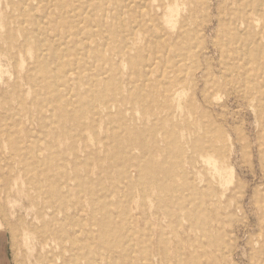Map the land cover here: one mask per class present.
<instances>
[{"label":"rangeland","instance_id":"1","mask_svg":"<svg viewBox=\"0 0 264 264\" xmlns=\"http://www.w3.org/2000/svg\"><path fill=\"white\" fill-rule=\"evenodd\" d=\"M136 1L0 0L1 201L15 209V221L40 225L51 219L33 217L46 202L47 183L38 189L37 178H54L58 192L72 189L64 201L65 227L78 230L84 253L58 259L53 247L47 257L56 264H73L71 259L113 264L116 257L85 240L98 236L89 217L101 214H90L85 192L75 195L76 177L89 180L100 200L118 201L131 216L128 264H176L180 255L185 264H195L192 255L196 264H264L258 203L264 195V117L258 99L264 85L257 89L264 81V0ZM66 20L73 28L62 26ZM229 28L237 32L236 40ZM22 32L59 49L50 76L51 87L63 94L62 110L45 82L30 80V74L35 79L40 74L39 66L35 42L22 45ZM73 61H79L76 68L61 67ZM99 71L95 80L101 88L87 78ZM86 123L94 126L86 129ZM92 151L95 155L88 156ZM75 158L76 169L69 164ZM115 161L123 173H99ZM171 170L177 175L168 186L165 174ZM120 177L133 184L132 192L105 198L101 187L124 186ZM183 183L203 188L207 202L223 204L201 216L213 225L210 231L190 227L191 217L197 218L189 207L177 209L184 196L192 197ZM206 187L219 191L220 198ZM142 230L149 232L143 239ZM15 241L7 237L0 264L26 261Z\"/></svg>","mask_w":264,"mask_h":264},{"label":"bare ground","instance_id":"2","mask_svg":"<svg viewBox=\"0 0 264 264\" xmlns=\"http://www.w3.org/2000/svg\"><path fill=\"white\" fill-rule=\"evenodd\" d=\"M137 1H139V0H137ZM99 6L102 7L101 5H99ZM253 6L255 7V5H253ZM261 6H262V3H261ZM99 10H100V8H99ZM258 14H260V13L258 12ZM68 15H70V14L68 13ZM71 15H76V14H71ZM72 19L74 22L75 17H73ZM90 21H91V19H90ZM76 22H74L76 24V26L79 25L80 22L78 20H76ZM62 24H63L62 26L68 25L69 27L73 28L72 22L70 24V22L68 20H66ZM70 25H72V26H70ZM100 26L102 27V25H100ZM233 29L234 28H229V31L232 33L229 36L232 40H234L235 37L238 36L237 32H234ZM179 35H181V32L179 33ZM30 42L31 43L35 42V52H34L33 58L37 64L36 66H39L37 73H40L37 75L36 79H35L36 75L30 74V78H31L30 80L33 82L36 80H40V81L45 82L44 86L47 89H51L50 91L54 95H57V96H55L56 98L54 100L55 107H57L59 110H62L60 105L63 102H61L59 97H60V95H63V94L60 92L61 90L60 91L57 89L54 90L51 87L54 84V81L50 76V72H53V70H54L52 65L55 64V62H57L59 49H57V47H55L53 45V43H50V42L49 43H41L42 41H39L38 36L36 37V35L33 33H31V35H30V33L29 34L23 33L22 45H25L26 43H30ZM240 45H241V43H240ZM17 48H20V47H17ZM244 48H246V47H244ZM253 49H256V48H253ZM90 51H91V49L89 50V47H88L87 52H90ZM249 56H251V55H249ZM94 57L97 59L98 54H96ZM99 59L102 60L101 57H99L97 60H99ZM228 61H230V60H228ZM64 64L65 65L61 64V67H63V66L72 67L73 66L76 68V66H78V64H79V61H73L71 63H64ZM228 64H229V62H228ZM72 70H75V69H72ZM99 74H101L100 71L98 73H94L93 76H91V77L89 76L87 78L89 80H91L92 82L96 83L97 81L95 80V77ZM148 74L149 73H147L146 75H148ZM96 85L98 88H101L99 83H96ZM262 85H264V81H263V84L262 83L257 84V89L261 88L260 86H262ZM62 86L64 88L63 89L64 91L65 90L68 91V89H69L68 80L65 81L62 84ZM100 90H102V89H100ZM98 92H99V89H98ZM90 93L95 94V93H93V91ZM259 93H261V94H258V96H260L258 99H259V103L261 104V108H262V110L259 112V117L263 118L264 117V91L260 92V90H259ZM48 111L50 112L51 110H48ZM93 126H94V123H86L84 125V128L90 129ZM65 133L68 134V131H65ZM260 143H262V142H260ZM106 154H108V153H106ZM93 155H95L93 151L88 153V156H93ZM261 156L264 159V149H262ZM112 158H113V160H115V156L113 154H112ZM77 159L78 158H75V159L69 161V164L71 165V167H74L75 169H76V166L78 165ZM115 162H113V163L109 162V164L107 165V170L102 169L103 168L102 167L101 169H99V171H100L99 173L102 174L105 171H107V174H109L112 171H114L115 169H117L119 171V173H121V172L123 173L122 169L118 168L119 165L117 164V162L116 163ZM208 163H210V162L208 161ZM161 167H162V165H161ZM84 168L88 170L87 165H85ZM107 174H105V175H107ZM165 175L167 178V184L166 185L171 186L173 183H171L169 179L173 175H177L176 170H171L170 173H167ZM109 176L110 175H108V177ZM183 176H185V175L183 174ZM125 178L126 177H124V178L120 177L119 178V181L124 185L122 187L114 185V183L110 187H107V188H105L103 185L101 188H103V191L105 193L104 197L106 198V195L108 197L112 193H115V195H117V194H119V192H124V191L131 193L132 189H133V184L128 180V178H126V179ZM123 179H125L126 181L123 182ZM44 181L47 183V185L45 187V191H44V196L46 197V202L44 201L42 204H40L37 207V209L35 211L36 213L33 214V217L38 219L39 217L42 218L43 216H47V217L49 216V219H51V220L47 221V222L44 221V222L40 223V225H36L32 221H24V223L22 222V220L15 221V219H14L15 209L13 207H10V205L8 207H5L1 201L3 199V197L1 198V196H0V250L2 249V253H3L6 239H7V237H11L12 239L16 240L14 243V246L20 247V250L22 252V258L24 260H26L24 262V264H56L55 261H52L51 259H49V257H47L48 253L52 250L53 247L55 249H57V255L55 257H57L58 259L62 258V256L64 258L65 257L64 253H70V254L73 253V255H76L79 252H80L79 255H82L84 253L83 249L79 250L78 245L82 244V240L77 236L78 230H75V229L69 230L68 228L65 227L67 225L66 223H67V216H68L69 207L67 206V204L64 201H66L67 198H69L70 193L72 194V192H71L72 189L67 187L65 192L56 191L55 190L56 184H54L55 179L50 178L49 176H45L44 178H40V179L37 178V184L39 186L38 189L43 188V182ZM166 185L163 186V188L166 187ZM73 188L75 190V195H77V196H79L81 192H85L88 195L89 205H90V214L91 215L95 216V212H98L101 214L100 219H97L96 217H89L92 225L96 226L98 229V233H97L98 236H96V237L91 236L89 238L87 237L88 239H85V240L89 243V245H91L92 243L101 244L102 245L101 248H103V250H101L100 252H103L106 250H111L110 253L113 254V256H114V254L116 256L115 259H113V261H114L113 264H128L126 262V260H127V257L130 256V254H131L130 251L132 252V247H133V246L129 247V245H127V244L128 243L130 244L131 242L126 241L128 239L127 238L128 235L131 233L130 230L132 229L131 228V216L129 215L128 211L121 209L120 208L121 206L119 205L118 201H115L113 203V202L106 201L104 199L100 200L98 198V196L96 195V192L93 190L94 184L91 183L89 180H84V179L78 180V178L76 177V182H75ZM182 188H184L183 189L184 191L185 190L190 191L192 197L187 199V195L184 196L185 201L181 202L178 205L177 209L181 211V210L187 209L189 207V211H192L193 215L197 218V220H195L191 217V219L193 221L190 222V224H189L190 227H195V229L198 232H199V230L200 231L202 230V232L203 231H210L211 229H209V228L212 227L213 225L209 224L207 217H206V219H203L202 217H205V215L210 213V212H215V211L218 212L219 211L218 209H220V207H222L223 204L218 203V205H217L214 202H210V203L207 202L209 200H207L206 197H204V195H202L203 188L201 189L194 184L183 183ZM207 189L210 190L211 195L214 196V198L216 200H218V198H220L219 191H217L216 189H211V188H207ZM5 195H6V193H5ZM221 195H222V193H221ZM54 202L56 203L55 205H54ZM258 203H259V208L263 212V216H264V195L259 199ZM37 204H39V203H37ZM79 204H81V201L79 202ZM26 216H31V215L29 214ZM60 225H61V227H60ZM74 227H72V228H74ZM148 234H149L148 231L142 230V233L140 235H141V238L143 239L144 237L146 238L148 236ZM200 236L203 237V234H200ZM198 242H200V244H201L202 240L198 239ZM103 244H106V246H103ZM113 247L114 248L120 247L121 248L120 252L116 251L115 250L116 248L113 249ZM53 256H54V254H53ZM47 258H48V261L46 260L47 262H44V260ZM118 258L119 259L122 258L121 263L118 262ZM190 260L192 263L196 264V259L193 255L190 257ZM70 262L75 264V260H73V259H71ZM130 264H134V263L131 262ZM176 264H185L184 259H182L181 255L179 256V260H177Z\"/></svg>","mask_w":264,"mask_h":264}]
</instances>
